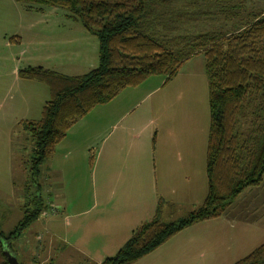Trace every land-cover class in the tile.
I'll return each mask as SVG.
<instances>
[{
	"label": "trees",
	"instance_id": "trees-1",
	"mask_svg": "<svg viewBox=\"0 0 264 264\" xmlns=\"http://www.w3.org/2000/svg\"><path fill=\"white\" fill-rule=\"evenodd\" d=\"M15 1L30 9L64 8L98 39V64L86 73L67 75L42 66L18 72L22 78L45 82L52 94L39 119L20 121L32 142L29 172L38 189L43 162L79 118L151 75L173 78L192 56L203 54L209 110L206 196L198 207L171 220L163 218L160 200L154 215L134 228L100 264H134L183 228L222 215L246 188L260 185L264 175V8L241 17L251 0ZM216 14L230 22L228 30H188L201 17ZM37 194L25 203L23 216L11 230L0 229V264H7L4 244L11 247V241L43 210L44 202ZM232 264H264V242Z\"/></svg>",
	"mask_w": 264,
	"mask_h": 264
},
{
	"label": "rangeland",
	"instance_id": "rangeland-1",
	"mask_svg": "<svg viewBox=\"0 0 264 264\" xmlns=\"http://www.w3.org/2000/svg\"><path fill=\"white\" fill-rule=\"evenodd\" d=\"M186 2L188 1L176 0L175 4ZM13 3L0 5V229L11 230L23 216L25 203L27 201L31 203L38 191L44 202L43 210L36 220L11 241V247L5 244V248L12 250L20 264H30L44 261L48 249L53 253L51 257L60 251L61 247L64 249L62 255H68V250L71 249L62 245L63 241L60 237L65 230H68L64 221L92 203L94 196H98L95 189L101 181L107 183L110 190L117 185L115 191L118 196L123 192L118 189L123 188L122 184L135 187L134 190L139 194L142 190L139 178L128 169L132 161L125 156L127 152H119L112 157L106 172L100 166L95 167L96 150L101 140L84 141L86 131L91 125L89 123H94L92 116L86 119L88 122L86 125L81 123L73 127L68 138L58 145L57 151L54 152V149L45 159L38 177L39 189L36 181L31 180L29 160L32 142L20 121L39 119L43 104L52 94L50 86L45 82L19 77L18 72L27 66L39 65L40 62L45 61V52H49L52 56L57 48L60 49V60L63 61L61 70L63 74L86 73L98 64V39L85 30L79 22L76 23L69 17L64 8L40 5L41 10L32 8L28 11L23 7L25 6L23 3L15 0ZM263 8L264 0L248 1L241 17ZM31 23L33 26L42 27L38 33L36 31V35H34L35 31L30 30ZM61 24H65V31L71 34L70 44L68 41L65 42V37L60 34L64 30ZM230 27V22L221 14L209 18L203 16L187 26L188 30L194 33L228 30ZM55 35L60 39L54 38ZM51 62H55L54 59H51ZM136 86V89L132 90L131 87L127 89L134 93L127 100L124 99L126 106L128 105L126 101L129 102V110L118 127L125 126L132 117H135V121L142 126L144 123L142 116L148 113L153 120L149 127L153 138L154 134L156 135L157 124L162 123V115L176 104L193 106L194 121L192 122L197 128L202 127L204 114L205 125L208 124V82L202 53L187 60L173 78L166 80L164 75H151ZM159 134L160 132L157 135ZM88 142H92L91 146H84ZM162 150L161 143V147L155 152L157 183L160 191H164L163 189L167 187L166 180L163 184V177L166 174L168 177H175L171 182L182 175V167H178L180 163H176L179 170L175 168L166 170L162 162L168 158L164 156L165 152ZM153 155L154 152L149 153V162H152ZM195 155L197 167L191 180L196 178V188H192L191 193L194 192L193 196L201 200L194 202L193 199L189 202V206L187 204L183 208H178L174 215L164 217L165 220L175 219L203 202L207 192V184L206 187L202 186L205 182L201 171L203 152H196ZM144 194H146L145 187ZM78 200H80L79 204ZM133 203L138 202L133 201ZM30 207H33L32 204ZM93 214L97 212L94 211ZM233 219L228 217L220 219L222 226L219 230L223 232L219 234L218 242L211 244L212 248L205 244L204 248L194 249L187 259L177 258L175 264H232L264 241V229L235 223ZM202 245L200 243L195 247ZM116 251L113 249L104 255L110 256ZM70 264L80 263H75L73 259Z\"/></svg>",
	"mask_w": 264,
	"mask_h": 264
},
{
	"label": "crops",
	"instance_id": "crops-1",
	"mask_svg": "<svg viewBox=\"0 0 264 264\" xmlns=\"http://www.w3.org/2000/svg\"><path fill=\"white\" fill-rule=\"evenodd\" d=\"M12 1L14 2V0H0V5L13 3ZM23 7L28 11L32 9L26 6ZM39 9L41 10V8ZM61 25L64 26V30L60 34L63 38L65 37L64 41H68V44H70L72 42L71 34H67L65 31V24ZM29 27L31 31H35L34 35H36V31L38 33L42 28L33 26V23ZM54 38L60 39L56 35ZM60 56V49L57 48L52 56L49 52H45V61L40 62L37 66L63 73L61 71L63 61L60 60ZM51 59H54L55 62L52 63ZM136 87H131V89H136ZM127 89H130V87L121 90L109 102L96 105L87 114L79 118L68 129L65 137L56 144L54 152L57 151L58 145L68 138L73 127L78 124L81 125V123L86 125L88 123L86 119L92 116L94 117V123H89L91 125L86 131L84 141L101 140L96 150L95 167L100 166L106 172L112 157L118 155L119 152H127L125 156L132 161L128 169L130 173H134V176L136 175L139 178L142 193L136 192L135 187L131 188L126 184H122L123 188L118 189L123 190V192H120L121 195L118 196L117 191H115L117 185L113 190H110L108 184L101 181L95 189L98 196H94L92 203L64 221V225L68 227V230H65L60 237L63 241L62 245L71 249L68 250V255H62L64 249L61 247L60 251L51 257L53 253L51 249H48L44 261L30 264H46L50 260L54 264H70L73 259H75V263L80 264H100L106 256L104 254L113 249L117 250L130 236L134 228L154 215L160 200L162 201L163 218L174 215L178 208H183L187 204L189 206V202L193 199L194 202L201 200L199 197L195 198L193 196L194 192L191 193L192 188H196V178L194 180H191V178L197 167L195 154L196 152H203L201 171L205 182L202 186L206 187L205 165L209 117L208 124L205 125L206 118L204 114L202 127L197 128L192 122L194 121L192 120L193 106L191 104L189 106L176 104L162 115V123L157 124L156 135L153 140L149 130L153 120L148 113L142 116L144 117L142 126L135 121V117H132L125 126L118 127L129 110V102L126 101L128 103L126 106L125 100L134 93V91L130 92L131 90L128 91ZM121 97L124 98L121 99ZM111 125L112 131H110ZM158 132H160L159 136L157 135ZM92 142H88L84 146L89 147ZM161 143L163 144L162 152H165L164 156L168 158V160L162 162L166 170L172 168L179 170L178 167H182V175L178 176L174 182L171 181L175 177H168L167 174L163 177V184H165V180L167 183V187L163 189L164 191H160L158 188L159 183H157L156 173L155 152H157L158 147H161ZM150 152H154L152 162H149ZM176 163H180V165L177 167ZM144 187L146 194H144ZM254 187L256 188H246V192L244 191L240 197H237L222 215L183 228L156 249L138 259L134 264H175L177 258L187 259L194 249L204 248L205 244L206 246L210 245L209 248H212L211 244L218 242L217 238L223 232L219 230L222 226L220 219H223V217L234 218L235 223L253 225L256 228L264 229V175L260 185ZM162 188H164V185H162ZM251 195L253 196L249 197ZM133 201L138 203H133ZM79 202L80 200H78V204ZM94 211L97 214L92 215ZM212 223L217 224L213 225ZM48 231L50 232L51 229ZM48 231H45V233L49 234ZM200 243L203 245L196 248L195 246Z\"/></svg>",
	"mask_w": 264,
	"mask_h": 264
},
{
	"label": "water",
	"instance_id": "water-1",
	"mask_svg": "<svg viewBox=\"0 0 264 264\" xmlns=\"http://www.w3.org/2000/svg\"><path fill=\"white\" fill-rule=\"evenodd\" d=\"M4 253L6 254L7 256V264H20L14 253L12 252V250L10 248H5V244H4Z\"/></svg>",
	"mask_w": 264,
	"mask_h": 264
}]
</instances>
